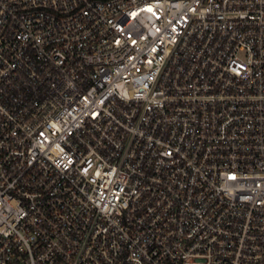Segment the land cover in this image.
<instances>
[{
    "label": "built area",
    "instance_id": "1",
    "mask_svg": "<svg viewBox=\"0 0 264 264\" xmlns=\"http://www.w3.org/2000/svg\"><path fill=\"white\" fill-rule=\"evenodd\" d=\"M0 264H264V0H0Z\"/></svg>",
    "mask_w": 264,
    "mask_h": 264
}]
</instances>
